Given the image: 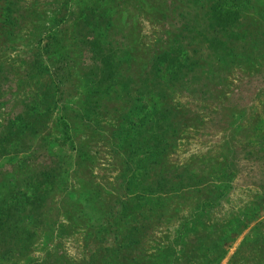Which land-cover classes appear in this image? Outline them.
<instances>
[{"label": "trees", "instance_id": "obj_1", "mask_svg": "<svg viewBox=\"0 0 264 264\" xmlns=\"http://www.w3.org/2000/svg\"><path fill=\"white\" fill-rule=\"evenodd\" d=\"M39 2L33 0L27 6L26 0H0V47L5 52H13L18 45L17 37L27 43L31 58L23 59L26 68L24 78L27 85L37 86L30 107L0 124V151L4 150L0 152V158L12 152L18 153L17 149L24 146L30 134L44 133L50 126L52 114L59 108L60 88L53 74L49 73L47 61L63 48L58 32L67 20V6L65 3L61 9H55L54 17L48 22L45 10L37 6ZM250 4L244 0H176L173 11L170 6L162 7L160 15L165 19L173 13L180 16L183 34L175 33L172 24L166 29L165 24L161 27L160 42L156 46L162 51L152 61V65L158 64L154 80L160 76L172 80L178 73L177 68L188 62L189 49L201 45L195 32L202 28V22L206 24L208 21L207 26L212 33L215 32L207 43L218 46L221 67L226 68L230 63L259 53L264 48V34L252 31L246 23ZM137 8L140 12L145 6L138 1ZM259 15L263 16L264 11L260 10ZM89 17L82 12L80 18ZM162 21L164 19L160 18L155 23L161 24ZM83 22L93 26L97 21L91 16ZM83 22L76 23L80 32H83ZM253 27L259 29L264 26L255 23ZM92 32L80 33L78 37V40H83L82 45L89 41L93 58L100 64L93 68L90 81H86V88L94 95L88 108L91 118L87 122L93 135L99 136L108 120L117 117L120 125L109 134L108 142L115 163L122 167L118 187L123 192L130 190L135 199L121 200V212L113 224L110 217L108 223L105 220L92 223L85 204L96 211L92 204L96 206V199H84L80 203L72 197L74 184L68 188L70 179L85 174L88 165H94L95 156L88 144L80 143L74 148L76 161L73 169L61 162H53V166L44 167L41 172L22 177L19 182L21 190L10 199L0 198V264H64L55 243L57 235L68 233L70 228L54 223L51 227L49 224L36 226L44 217L40 210L56 189L64 193L61 199L63 212L72 206L83 205L79 220L90 227L86 237L88 235L92 239L95 224H99L102 232L111 234L113 231L115 240L125 241L115 255L113 250L107 251L111 256L110 260L106 258L105 264H220L230 245L260 211L250 215L246 210L231 209L225 219L218 215L223 203L229 201L228 193L238 175L236 169L234 172L237 165L232 159L235 149L225 141L219 152L220 162L213 159L199 165H172L169 156L176 146L181 126L174 121L177 108L172 112L168 103L176 81H143L149 73L136 74V59L130 51L115 49L107 42V35L95 36ZM228 32L233 34L227 35ZM193 52L197 53L198 48ZM45 55H48L46 61ZM47 75L51 79L42 81ZM148 92L164 100L153 103L151 99L155 122L141 117L147 107L143 97ZM111 101H116L117 106L109 107ZM59 110L60 115L53 125L62 134L64 142L71 140L73 144V120L67 107ZM241 118V115L232 118L234 140L242 128L239 124ZM121 126L124 127L123 132L120 131ZM83 196L80 194L79 198ZM136 200L137 206L132 205ZM263 207L264 201L260 209ZM38 247L44 248L45 257L41 261L31 258ZM86 247L90 248L87 244ZM122 251L123 260L122 257L117 258ZM90 253L93 254L92 251ZM228 264H264V233L259 232L251 243L244 242Z\"/></svg>", "mask_w": 264, "mask_h": 264}, {"label": "rangeland", "instance_id": "obj_2", "mask_svg": "<svg viewBox=\"0 0 264 264\" xmlns=\"http://www.w3.org/2000/svg\"><path fill=\"white\" fill-rule=\"evenodd\" d=\"M39 1L37 6L45 10L48 22L54 17L52 14L55 9H61L65 3L67 6V20L58 32L63 48L58 50L57 55L52 56V60L47 61L50 65L49 73L53 74V79L60 88L59 108L52 114L50 126L44 133L30 134L24 146L17 149L18 153L8 152L11 154L0 158V198H11L22 187L19 185L22 177L41 172L44 167L53 166V162H61L73 169L76 161L74 148L79 147L80 143H86L95 156L94 165H88L85 174L70 179L71 184L69 183L68 188L74 184L72 197L74 200H80V203H83L84 199H96V206L100 210L94 203L92 204L96 211H93L88 203L85 204L87 208L84 206L88 216L93 220L92 223L99 220L108 223L110 217L113 224L114 219L121 212L119 211L121 200L135 199V194L130 190L123 192L118 187L121 182L118 177L122 167L115 163L108 142L109 134L120 125L117 117L108 120V125L102 128V135L99 136L93 135L87 122L91 118L88 108L94 95L86 88V81H90L89 76L92 75L93 68L100 64L93 58L89 41L82 45L83 40H78V37L80 38V33L88 34L90 30L95 36L107 35V42L109 45L112 44L113 48H121L124 52L130 51L136 59L134 60L138 69L136 74L142 76L145 71L149 73L143 81H176L168 103L172 107V112L177 108L174 121L181 123V126H179L180 134L176 146L169 156L172 165H199L201 162L207 163L213 159L215 162H220L219 152L223 149L225 141L230 143V148L235 149L232 159L237 165L234 172L236 169L238 175L232 182L233 188L228 193L229 201L223 203L218 215L225 219L231 209L246 210L250 215L257 210L260 211L254 216L248 228L228 248L225 259L220 263L228 264L244 242L251 243L259 232L264 233V207L260 209L264 201V48L262 47V50L253 57L242 58L236 63H230L226 68L221 67L217 56L218 46L215 43H207L211 41L215 32L212 33L207 26L208 21L206 24L202 22V28L195 32L197 41L201 45L189 49L188 62L177 68L178 73L172 77V80L166 76L156 77L154 80V71L158 64L152 65V61L156 59V54L162 51L156 46L160 42L161 27L165 24L166 29L172 24L175 33L183 34L181 32L183 21L180 16L173 13L165 19L160 15V10L165 6H170L173 11L176 0ZM138 1L145 6L140 12L137 8ZM244 1L251 2L249 12L246 14L247 25L252 31L258 30L264 34V27L259 29L253 27L255 23L264 26V15H259L260 10L264 11V0ZM30 2L33 0H26L27 6ZM82 12L90 17L93 16L97 21L96 24L92 26L83 22L88 21L90 17L81 19ZM160 18L164 21L156 24ZM79 21L83 22L81 23L83 32L76 28V23ZM17 42L18 45L13 52H5L0 47V64H4L0 71V124L23 113L30 107L32 96L37 93L35 90L37 86L27 85L24 78L26 68L23 59L31 58L30 47L28 48L27 43L19 37ZM112 47L108 46L110 49ZM195 48H198L197 53L193 52ZM44 59L46 61L48 55H45ZM9 67L11 68L8 69ZM50 79V75H47L42 81ZM143 98L147 107L141 117L145 116L149 121L155 122L151 99L153 103L164 100L157 94H149V92ZM141 105L142 103L139 102L138 106ZM108 106L116 107L117 102L111 101ZM63 107H67L69 116L73 120L75 144H72L71 140L64 142L62 134L53 125L60 115L59 109ZM239 115L242 116L239 123L242 128L234 140L232 118ZM120 131H124L123 126ZM44 138L46 142L43 141ZM138 191L139 189L136 193ZM63 194L61 190L56 189L47 199L39 212L44 217L36 226L43 227L44 224H49L51 227L54 223L70 228L68 233L58 234L56 237L55 245L60 251V256L64 258V264L92 262L105 264L106 258L110 260L111 256L107 251L113 250L115 255L116 250L122 249L120 245L125 241L115 240L113 231L111 234L102 232L99 224H95L93 238L88 235L86 237V231L90 227L79 220L83 205L72 206L67 212H63L61 209ZM80 194L84 196L79 198ZM137 204V200L132 203L135 206ZM86 244L92 249L87 248ZM130 251L135 253L133 249ZM123 253L124 251L117 258L122 257L123 260L125 257ZM44 255V248L41 250V247H38L31 258L41 261Z\"/></svg>", "mask_w": 264, "mask_h": 264}]
</instances>
